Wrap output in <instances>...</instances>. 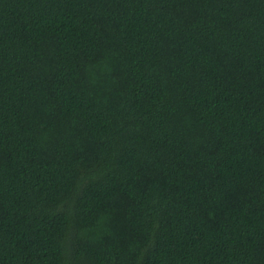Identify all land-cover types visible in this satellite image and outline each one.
<instances>
[{"label":"trees","instance_id":"1","mask_svg":"<svg viewBox=\"0 0 264 264\" xmlns=\"http://www.w3.org/2000/svg\"><path fill=\"white\" fill-rule=\"evenodd\" d=\"M0 264H264V0H0Z\"/></svg>","mask_w":264,"mask_h":264}]
</instances>
